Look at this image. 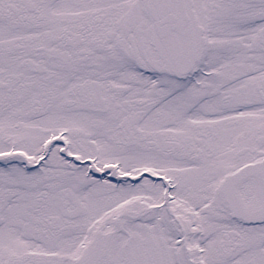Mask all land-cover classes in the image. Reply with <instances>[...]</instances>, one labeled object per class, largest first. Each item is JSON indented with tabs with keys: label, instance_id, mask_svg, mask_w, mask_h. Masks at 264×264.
Returning a JSON list of instances; mask_svg holds the SVG:
<instances>
[{
	"label": "snow or ice",
	"instance_id": "6c2138e0",
	"mask_svg": "<svg viewBox=\"0 0 264 264\" xmlns=\"http://www.w3.org/2000/svg\"><path fill=\"white\" fill-rule=\"evenodd\" d=\"M0 264H264V0H0Z\"/></svg>",
	"mask_w": 264,
	"mask_h": 264
}]
</instances>
